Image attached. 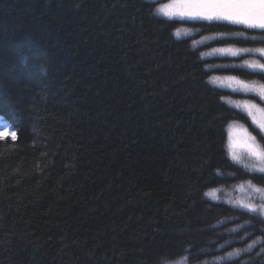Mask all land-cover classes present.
<instances>
[{
    "label": "trees",
    "instance_id": "trees-1",
    "mask_svg": "<svg viewBox=\"0 0 264 264\" xmlns=\"http://www.w3.org/2000/svg\"><path fill=\"white\" fill-rule=\"evenodd\" d=\"M153 6L0 0V124L17 137H0V264H157L184 254L201 264L212 256L199 250L225 254L224 239L227 251L246 246L226 228L250 220L251 238L264 232L259 213L202 196L233 182L213 169L231 167L220 145L237 115L205 81L262 74L207 72L204 63L241 57L201 62L172 38L176 21L150 15ZM214 46L260 41L225 36ZM261 247L224 264H264Z\"/></svg>",
    "mask_w": 264,
    "mask_h": 264
},
{
    "label": "clouds",
    "instance_id": "clouds-1",
    "mask_svg": "<svg viewBox=\"0 0 264 264\" xmlns=\"http://www.w3.org/2000/svg\"><path fill=\"white\" fill-rule=\"evenodd\" d=\"M51 3V0H45ZM149 2V0H146ZM154 6L150 15L157 20L165 22H177L171 36L175 41L187 43V51L195 53L201 61H209L213 57H241L236 64L231 63H204V68L211 73L217 69L231 67L246 68L253 73H264V56L260 49H264V34L259 37L249 35L245 31H231L225 33H213L206 31V25L186 24L183 21L214 22L211 15L201 12L196 5L180 2V0H151ZM218 19V18H217ZM234 25H241L246 29L264 30V13L254 17L237 19ZM225 36L236 38L237 41L247 39L259 40L260 46L240 47L230 46L217 47L214 42ZM236 75H213L206 79V84L216 90H223L224 95L220 101L230 109L234 118L228 120L224 125V139L220 145L224 159L230 164V168L213 169L217 178H231V183H220L210 187L202 193L203 198L210 190L216 191L212 202H223L235 205L237 208L238 198L245 203L264 204V183H257L256 177H264V78L245 77L233 78ZM233 256L236 252H232ZM229 261L227 255L218 259H205L202 264H224ZM157 264H189L186 254L178 257L159 259Z\"/></svg>",
    "mask_w": 264,
    "mask_h": 264
},
{
    "label": "snow or ice",
    "instance_id": "snow-or-ice-1",
    "mask_svg": "<svg viewBox=\"0 0 264 264\" xmlns=\"http://www.w3.org/2000/svg\"><path fill=\"white\" fill-rule=\"evenodd\" d=\"M180 2L196 5L201 12L213 16L216 22H227L229 24H234L237 19L254 17L264 13V0H180ZM228 50H231L230 46L228 47ZM259 51L261 55L264 56V49H260ZM261 67H264V65H261ZM261 74V78H264V73ZM233 78H238V76ZM2 135H4V133H0V136ZM12 138L13 140L17 138L15 133H12ZM261 178L264 179V177ZM205 195L208 196L209 199H214L216 191L214 189L210 190L209 192H206ZM237 203L239 204L238 208L235 205H232V207L253 214L259 213V218L261 219V222L264 223V204H246L245 201L240 198H238ZM226 219L235 220L236 218L230 217ZM220 223L223 224L224 222L221 221ZM246 226H251L250 220H245L243 223H236L234 227L225 229V232L227 233L237 234L238 238L244 241L246 246L234 247L232 251H227L224 249V245L227 244L232 247V244L230 239H224V242L219 245V248L224 250L225 254H219L215 251V245L212 248H202L199 251L202 254L211 255L212 259H218L221 256L227 255L229 257V261H239L242 254L250 253L257 245L264 244V232L260 235H256L255 238H251L252 234L246 230ZM242 230L243 234L240 235ZM235 238L236 237H233V239ZM246 238L251 239V242H247ZM232 252H236V255H231ZM260 252L264 253V247L260 248ZM240 264H243V262H240Z\"/></svg>",
    "mask_w": 264,
    "mask_h": 264
},
{
    "label": "rangeland",
    "instance_id": "rangeland-1",
    "mask_svg": "<svg viewBox=\"0 0 264 264\" xmlns=\"http://www.w3.org/2000/svg\"><path fill=\"white\" fill-rule=\"evenodd\" d=\"M227 23V22H225ZM234 25V24H233ZM241 26V25H238ZM258 30V29H257ZM0 133H4V135L0 136V137H5L7 135H10L12 137V133H14L13 131H11L8 127L1 125L0 124Z\"/></svg>",
    "mask_w": 264,
    "mask_h": 264
}]
</instances>
